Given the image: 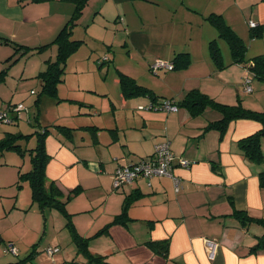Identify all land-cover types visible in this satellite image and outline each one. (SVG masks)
<instances>
[{"label": "crops", "instance_id": "obj_1", "mask_svg": "<svg viewBox=\"0 0 264 264\" xmlns=\"http://www.w3.org/2000/svg\"><path fill=\"white\" fill-rule=\"evenodd\" d=\"M108 1L114 5L118 18L116 20L127 33L124 45L130 48L128 57L136 55L133 59L135 65L129 70L126 68L127 72L121 70L120 66H116V69L162 97L155 106L160 100L178 101L190 90L197 89L224 105L234 104L235 99H243L242 105L246 108L264 111L263 100L257 104L249 97L254 93V88L252 87L250 94L244 92V87L241 88V82L249 76L243 67L232 64L225 69L215 70L209 57L208 44L215 38L216 30L204 19L212 13L221 15L247 44L251 41L248 29L245 31L247 24L252 21L264 27V0H106ZM24 2L0 0V112H6L12 121L15 119L9 113V106L15 105L13 99L22 91L21 82L36 80V88H29V93H36L40 85L37 75L44 70L48 59H45V52H30L7 69L10 57L15 53L11 44L35 48L50 43L55 37L53 35L58 33L57 28L63 21L65 24L72 11V5H64L66 3L57 0L42 4ZM52 2L58 5H52ZM253 7L255 10L252 12ZM243 10H247L249 16ZM98 12L101 10H97ZM179 52L190 55L189 67L159 73L157 76L149 72L152 61H170ZM223 60L228 64L230 56ZM216 80L224 85L234 86L235 91H227L225 94L224 91L214 92L213 83L216 84ZM254 80L256 79H252L251 86L263 91L264 85L259 82L253 85ZM210 84L213 92L206 88ZM221 95L228 99H220ZM106 96H109L114 109L118 107L128 119L125 126L115 130L117 141L113 144L109 140V144L118 146L119 150L113 149L112 152L109 144L106 145L109 153L106 154L105 170L108 191L117 166L149 157L158 142H168L174 155L192 165L186 169L175 168L173 174L178 179L177 187L169 177L141 178L123 186L121 192L124 196L134 191L143 195L128 211L129 217L135 221L129 223L128 227L114 225L107 234L93 238L92 250L98 248L97 251L100 252H89L105 257L106 261V256L116 255L117 257L113 256L107 261L110 264H264V251L257 254L249 252L264 230L255 224L241 228L228 217L232 213L229 204L232 201L235 210L264 220V189L260 188L258 181L264 162L261 165L249 162L237 149V142L257 132L260 125L250 120H236L228 125L220 138L215 128H207L220 119V115L211 109H206L200 116L191 117L184 109L170 113L150 109V101L146 98L124 100L121 93L116 96L113 91L106 92ZM257 99H261V96L257 95ZM1 124L0 140L11 133L9 127ZM50 133L55 136L58 146H51L46 150L50 159L56 158L54 165L50 163L46 167L47 177L50 179L52 176L50 180L55 181L62 191L73 181L77 186L83 185L75 165L79 162L88 165L90 161L83 156L76 160L74 153L69 157L66 153L64 159L65 155L58 147H66L71 152L73 149L55 131ZM60 161L63 169L57 167ZM103 165L102 162L99 163L100 167ZM213 166L218 167L220 174L213 171ZM7 174L11 176V173ZM67 174L71 179L67 178ZM58 180L64 182V187ZM146 221L152 224L147 225ZM105 223L97 226L93 223L86 230L89 232L84 238L94 237L95 235L89 237V234L94 231L97 234L105 227ZM77 233L83 237L82 231ZM101 239L102 242L99 241ZM164 240L169 241L166 257L144 245L147 241ZM106 241L109 243L108 247ZM206 241L217 245L213 260L208 257ZM98 242L103 243L104 247H99ZM8 243L15 247L14 242ZM72 245L74 251L63 252L60 249L58 255L53 253L51 257L45 252L46 256L33 258L32 262L24 264L86 263L77 254L75 245ZM5 248L6 246H0L3 254L0 253V264H8V261L11 263L14 257L8 256L10 253H4Z\"/></svg>", "mask_w": 264, "mask_h": 264}, {"label": "rangeland", "instance_id": "obj_2", "mask_svg": "<svg viewBox=\"0 0 264 264\" xmlns=\"http://www.w3.org/2000/svg\"><path fill=\"white\" fill-rule=\"evenodd\" d=\"M51 1L49 0L46 3ZM53 4L57 3L52 2ZM64 5L71 4L66 3ZM97 10H101V12L97 13ZM253 10H255V7H253L252 12ZM243 13L249 16L247 10H243ZM116 16L115 7L110 1L90 0L80 16L79 25L75 26L73 30L72 38L80 39L83 43L67 62L64 74L65 81L59 84L57 88V99L59 102L50 98H43V102L36 107L33 103L36 97L30 95L29 88H36L38 82L36 80L21 82L22 91L15 95L13 104L23 105L24 109L21 113L23 117L14 126L5 125L6 122H2L4 127L11 129V133L22 132L24 134L33 132L36 129L42 131L43 127L50 128L54 125H66L73 128L95 126L98 128L96 140L93 142L91 134L76 132L73 142L69 145L74 152H71L66 147H58L63 151L64 159L66 158V153L67 157L72 156V153H74V159L78 160L79 156H83L90 161L88 165H84L81 162L75 165L78 169V177L82 180L83 185H79L82 187L79 194H72L67 202L66 209L70 217L65 216L55 208L47 207L43 211L38 205L32 204L30 190L26 182L22 183L21 188L16 186L18 167L22 168V172L30 169L27 153L21 156L8 152L2 157L1 162H6L8 166L0 168V240L3 239L0 246L3 245V247L6 246L7 248L12 244L8 243V241L14 242L15 248L18 250V256H14L13 260L10 261L11 263L24 259L32 249H36L35 258L46 256L45 250L48 247L54 250V255H58L60 249L63 252L74 251L75 248L71 243L69 229L65 225L68 218L72 219L71 221L77 231L83 232L81 235L84 237L88 236L89 231L87 232L86 230L93 223L97 226L106 222L104 224L106 226V224L112 223L115 215L122 210L125 196L122 194L121 189L118 191L119 193H115L111 183L109 191L107 190L106 154L109 155L107 152L108 147L112 149V152L113 149L119 150L118 146L113 145L114 143L109 144V140L112 138L111 130L122 128L128 119L118 107L114 109L109 96H106V92L113 91L116 96L119 95L120 89L115 66H120L121 70L127 72V69L129 70L135 65L133 59L136 55L128 57L130 48L124 45L127 33L120 22L116 20ZM250 16L252 15L250 14ZM63 22L58 28L64 25ZM251 24L254 23L251 21ZM243 26L245 28L244 24ZM247 26L245 28L246 32L247 29L249 31V25L247 24ZM58 28L57 30L59 31L60 29ZM247 44V57L264 55V35L260 39H251ZM220 47L223 58L229 57L226 43L221 41ZM107 49L110 50L109 53H106ZM56 52V46H50L45 50V59L50 58L51 61H54ZM106 56L107 58H112L114 64L109 63L106 66L105 63L100 66L99 63ZM34 64L38 65V63H32V65ZM120 72L124 73L123 71ZM258 82L264 85V82L259 80H254L253 85ZM28 84L29 86H26ZM242 84L243 82H241V88L243 89ZM214 85V92L217 93L224 91L223 93L225 94L227 91H235L234 86L224 85L219 81L216 84L213 83ZM252 87L254 88V93L250 94L249 97L252 98L254 103L260 104L262 100L264 101V90L260 91L257 87ZM206 88L213 92L211 84ZM257 95H260L261 99H257ZM219 98L228 99L225 95H221ZM235 101L234 104L228 105H236L239 102L245 109L258 111L243 106V99L242 101L235 99ZM89 105L92 107H89ZM90 109L92 110L91 113H82V111L85 112V110ZM34 117H38L39 127L34 121ZM35 124L37 127L32 128L31 125ZM1 136L3 137V135ZM81 138H84V140ZM35 139L36 137L31 138L27 144L24 142L23 146H26L27 149L33 148ZM107 144H109L108 147H106ZM51 146H58V142L55 136L49 133L45 143L46 150ZM55 159H50L48 165L50 163L54 165ZM100 162L104 164L102 167L99 166ZM57 167L63 169L61 161L57 164ZM7 173H11V176ZM67 178L71 179L69 175ZM57 182L64 187L63 181L58 180ZM70 184L64 187L63 191L59 187L63 193L60 199L63 201L67 199L69 192L78 185L74 181ZM115 212L117 213L115 214ZM94 233L89 234V237L96 234ZM99 241L102 242L103 240ZM101 242H98L100 243L98 246L103 248L104 245ZM93 243L91 239L89 251L96 254L95 252L100 251H97L98 248L92 250ZM108 245L109 243L106 241V247ZM0 253L2 254V250H0ZM9 255L11 256V254ZM113 256L117 257L116 255L106 256L107 261Z\"/></svg>", "mask_w": 264, "mask_h": 264}, {"label": "trees", "instance_id": "obj_3", "mask_svg": "<svg viewBox=\"0 0 264 264\" xmlns=\"http://www.w3.org/2000/svg\"><path fill=\"white\" fill-rule=\"evenodd\" d=\"M24 1L25 4H42V3H46L49 0H24ZM57 1L60 3L71 4L72 11L69 15L68 20L61 27V29L58 31V33L55 35V37L52 39L50 43L35 48H29L27 46L18 45L16 43L13 45L11 44V46H13L15 50V53L10 57L11 60L7 65V69L10 68L11 65L22 59L24 56H27L30 52H35L37 54L38 53L40 54L45 52V50L50 46L52 45L56 46L57 52L54 61H51L50 59L46 60L45 69L37 75V78L40 81L38 91L36 93L34 91L30 92V95H34L36 97L34 101V105L36 104L35 105L36 107L39 106V104L41 103V98L43 97L58 101L57 88L59 84L65 81L64 74H65L67 62L70 59V57L73 56L74 53H76V51L83 43V41H81L80 39L72 38V34L74 27L79 24L78 20L80 19L83 10L87 7L90 0H57ZM144 1H148V0H144ZM204 19L212 28L216 30L217 33L216 37L210 40L208 44L209 57L212 63L214 64L215 70L219 71L225 69L227 66L232 64L240 65L249 74V76L246 78L250 80V86L252 79H256L264 82V56L257 55L251 58L247 57V48H248L247 44L226 23V21L221 15L212 13L207 17H204ZM248 35L250 39H260L264 35L263 25H257L255 23L252 25L249 24ZM221 41L226 43L229 50L230 62L228 64H226L223 60L221 47H220ZM109 52L110 50L107 49L106 53ZM157 61L172 66V69L168 70L167 68H163V67L154 68V65ZM105 63L106 66H108L109 63H113V59L107 58V56L103 57L99 65L101 66ZM190 64H191L190 55L188 53L179 52V53H175L170 61H166L162 59H156L152 61L149 64V72L157 76V74L159 73L184 70L187 67H189ZM115 73L118 76L119 89L124 100L146 98L150 101V106L148 107L150 109L156 108L163 110L166 113L178 112L179 109H184L188 112V114L191 117H197L202 115L206 109H211L217 112L220 115V119L211 123V125L207 128L208 129L215 128L219 133L220 138H222L228 125L233 121L250 120L257 122L260 125V129L257 132L253 133L252 135L240 139L237 142V149L238 152L247 161L257 165L263 164L264 111H252L245 109L244 107L241 106V104H239V102L236 105H224L215 101L213 98H210L208 95L200 92L197 89L190 90L185 94V96L182 99L178 101L173 99L160 100L158 107V105L155 106V104H157L158 100L162 99V97L158 96L153 90L144 87L142 85H139L134 78L128 76L127 74L122 73L119 70H115ZM243 87H244V81H243ZM165 104L169 106L172 110L166 111L164 108ZM19 105L22 106V109L20 110L17 109ZM19 105L15 104L12 107L9 106L10 107L9 113L10 112L12 113L11 116L14 117L15 119L14 121L10 120L6 112L5 113L0 112L1 114L5 115L4 119H0V123L6 122V124L10 123V125L18 123L22 118L21 113L23 112L22 110L24 109L22 104ZM89 107L92 106L89 105ZM91 111H92L91 109L85 110V112L82 111V113H91ZM34 119H35L34 121L37 123L39 127L38 117H34ZM31 127L36 128L37 126L35 124V125H31ZM52 130L55 131V133H57L61 137V139L65 142V144L69 146L71 142H73L75 134L78 131H80V134L81 132H83L84 134L85 133L91 134L92 142L95 141L97 135L96 131L98 130V128H96L95 126L72 128L66 125H54L51 126L50 128L43 127L42 131L36 129L33 132L27 134H24L22 132L7 133L6 136L0 140V167L6 165V162H1V159L5 155V153L11 152L21 156H24L27 153L30 161V169L27 170L26 172H22L23 170L18 168V172H17L18 178L16 181V186L18 188H21L22 183L26 182L30 190V198L32 204L38 205L39 208L43 211L47 209V207L55 208L56 210L61 211L65 216L70 217V215L67 214V209H66L67 202L71 198L72 194L73 195L79 194L82 188L80 186H76L73 190L69 192V196L67 197V199L63 201L60 199L63 196L62 191L56 185L55 181H52L47 177L46 167L50 160V156L46 152L45 143L48 134ZM116 132L117 131L115 130H111L112 133L111 140L113 143L117 141ZM84 134L82 135L84 136ZM33 137H36L35 146L33 148L27 149L26 146H23L24 142L27 144L29 140ZM81 139L84 140V138ZM153 153L149 157L144 159L146 160L148 158L150 159L153 156ZM139 161L125 165L133 166L138 164ZM125 165H119L115 168L111 177L112 181H113V175L117 172V170L121 169V167ZM174 166L175 168L179 167L177 163ZM212 169L217 174H220L218 167L213 166ZM141 178L147 179L145 177H139L130 183H133ZM258 181L260 188L264 189V169L259 173ZM125 185L120 186L119 189H114L113 186L112 188L116 193ZM142 196L143 195L137 191H134L131 194L125 196L123 200L121 212L114 217L112 223L106 225L101 231L95 234V236L92 238H84L80 236L77 233V230L74 227L73 222L71 221L72 219L68 218L65 225L69 229L71 241L76 247L77 254L81 255L86 260L85 261L86 263L84 264H110L105 260V257L99 255H93L89 252V242L93 238H96L103 234H107L109 229L114 225L128 227L129 223L134 222L135 220L129 217L128 211L130 207L135 202H137ZM229 204L232 207V213L228 217H230L235 223H237L238 226H240L241 228H246L251 226L252 224H255L260 226L264 230L263 219L252 218L246 212L235 210L232 201H229ZM146 224L150 225L152 223L150 221H146ZM144 245L149 247L153 252L162 254L164 257H166L168 254V246H169L168 240L159 241V242L147 241ZM47 249H52V248L48 247ZM5 250L6 248L4 249V252ZM261 251H264V232L261 236L256 238V244L250 247L249 250L250 253H255V254ZM5 253H10L11 255L16 257L18 255L17 249H16V254H12L11 252H5ZM35 255H36V249H32L24 259L19 260L18 262L15 263H8V264H24L26 262H32L33 258H35Z\"/></svg>", "mask_w": 264, "mask_h": 264}, {"label": "built area", "instance_id": "obj_4", "mask_svg": "<svg viewBox=\"0 0 264 264\" xmlns=\"http://www.w3.org/2000/svg\"><path fill=\"white\" fill-rule=\"evenodd\" d=\"M250 25H252L250 23ZM167 68L168 70L172 69V66L164 64L162 62H156L154 68ZM244 92L251 93L252 88L250 86V80L246 78L244 80ZM165 110L171 111L172 109L165 104ZM18 110L22 109V106L19 105ZM5 115L0 113V119H4ZM178 164L181 168H189L192 163L189 161L174 155L170 151L168 142H159L154 147L153 156L149 159H144L139 161L138 164L133 166H123L121 169L113 175L112 186L114 189H119L120 186L128 184L139 177H145L147 179L154 177H169L174 180V184L178 185V179L174 176L173 172L175 169V164ZM217 245L214 242L206 241V250L210 260L214 259ZM6 252H11L16 254V249L13 245H9ZM54 253L53 249H47L46 254L51 257Z\"/></svg>", "mask_w": 264, "mask_h": 264}, {"label": "bare ground", "instance_id": "obj_5", "mask_svg": "<svg viewBox=\"0 0 264 264\" xmlns=\"http://www.w3.org/2000/svg\"><path fill=\"white\" fill-rule=\"evenodd\" d=\"M7 249H8V248H6L5 252L7 251ZM5 252H4V253H5Z\"/></svg>", "mask_w": 264, "mask_h": 264}]
</instances>
